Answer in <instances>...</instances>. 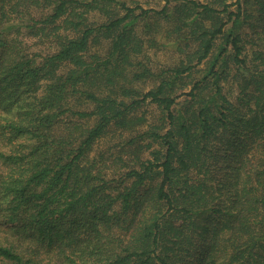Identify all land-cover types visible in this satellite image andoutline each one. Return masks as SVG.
I'll list each match as a JSON object with an SVG mask.
<instances>
[{"label": "trees", "instance_id": "16d2710c", "mask_svg": "<svg viewBox=\"0 0 264 264\" xmlns=\"http://www.w3.org/2000/svg\"><path fill=\"white\" fill-rule=\"evenodd\" d=\"M0 160V264H264V0H0Z\"/></svg>", "mask_w": 264, "mask_h": 264}, {"label": "rangeland", "instance_id": "374dc122", "mask_svg": "<svg viewBox=\"0 0 264 264\" xmlns=\"http://www.w3.org/2000/svg\"><path fill=\"white\" fill-rule=\"evenodd\" d=\"M128 2L129 5L134 6L136 3H139L141 6H143L144 8H150V7H155L158 8L159 5H161L163 3V0H126ZM29 43L31 44V49L34 51H40V49L44 48V46L40 43L37 42L35 39L30 38ZM169 49H167V47L163 48L162 50H159L155 53H153V51L150 49L147 53L150 56V58H152L153 60H155V62L157 64H162L165 62V53H168ZM143 86L145 89L149 88L151 86V81H146L143 83ZM229 87V86H228ZM147 116H150V112L153 111V106L152 105H148L147 106ZM113 137L108 136L107 138H105L102 142H100L99 144V149H103L105 148L109 143H111ZM5 165L2 163V161L0 160V170H2V168H4ZM18 236V234H16V232H14V228H12V225L10 223H5V222H1L0 221V239H16ZM46 264V260H43L42 262L36 263V264ZM49 264H55V262H49Z\"/></svg>", "mask_w": 264, "mask_h": 264}]
</instances>
